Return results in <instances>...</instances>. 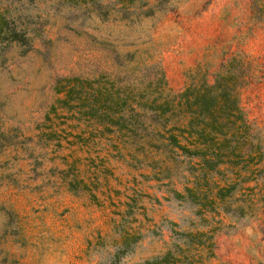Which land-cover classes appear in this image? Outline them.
Returning a JSON list of instances; mask_svg holds the SVG:
<instances>
[{"label":"rangeland","instance_id":"374dc122","mask_svg":"<svg viewBox=\"0 0 264 264\" xmlns=\"http://www.w3.org/2000/svg\"><path fill=\"white\" fill-rule=\"evenodd\" d=\"M4 11L29 44H0V264H264V0H0ZM231 57L263 156L213 170L210 186L234 183L228 211L199 204L213 187L185 194L188 158L87 114L92 88L131 97L163 75L175 93Z\"/></svg>","mask_w":264,"mask_h":264},{"label":"trees","instance_id":"16d2710c","mask_svg":"<svg viewBox=\"0 0 264 264\" xmlns=\"http://www.w3.org/2000/svg\"><path fill=\"white\" fill-rule=\"evenodd\" d=\"M15 28L5 11L0 12V44H29V37ZM241 65L237 57H231L220 64L212 82L202 76L175 93H164L163 75L131 97L124 95L121 87L113 92L106 87L92 88V93L87 95V114L99 118L106 126L117 128L126 138L124 142L136 145L145 138L147 146L167 152V157L172 160L173 153L188 158L190 165L185 169L187 175L183 186L185 194L195 200L205 192L201 189L203 185L211 187L214 193L211 197L203 196V203L199 201V204H216L228 211L230 209L224 207L225 191L233 188L234 183L223 177V184L215 181L210 186L209 177L213 170H223L221 165L238 166L241 158L245 163L260 164L263 156L262 151H253L255 147H260L252 141L251 127L239 101V88L245 82ZM69 90L67 93H70ZM147 113L153 116L152 120L160 129L147 130L143 120ZM106 130L109 131V128ZM241 169L250 175V169ZM262 170L264 166H260L257 172ZM238 175L240 178L239 172ZM252 178L245 177L246 180ZM174 192L178 197H185L178 191ZM167 263L165 254L161 259L141 264Z\"/></svg>","mask_w":264,"mask_h":264}]
</instances>
